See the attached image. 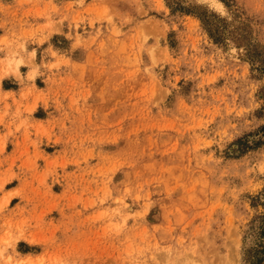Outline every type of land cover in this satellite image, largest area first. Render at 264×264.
<instances>
[{"label": "rangeland", "instance_id": "374dc122", "mask_svg": "<svg viewBox=\"0 0 264 264\" xmlns=\"http://www.w3.org/2000/svg\"><path fill=\"white\" fill-rule=\"evenodd\" d=\"M0 264H264V0H0Z\"/></svg>", "mask_w": 264, "mask_h": 264}, {"label": "crops", "instance_id": "0c3cea01", "mask_svg": "<svg viewBox=\"0 0 264 264\" xmlns=\"http://www.w3.org/2000/svg\"><path fill=\"white\" fill-rule=\"evenodd\" d=\"M5 32V31H4ZM3 33V32H2Z\"/></svg>", "mask_w": 264, "mask_h": 264}]
</instances>
